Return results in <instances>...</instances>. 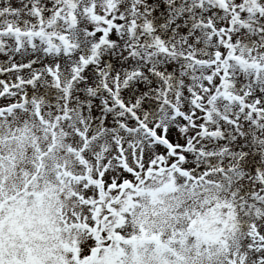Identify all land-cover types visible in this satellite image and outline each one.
<instances>
[{
	"label": "snow or ice",
	"instance_id": "1",
	"mask_svg": "<svg viewBox=\"0 0 264 264\" xmlns=\"http://www.w3.org/2000/svg\"><path fill=\"white\" fill-rule=\"evenodd\" d=\"M0 264H264V0H0Z\"/></svg>",
	"mask_w": 264,
	"mask_h": 264
}]
</instances>
